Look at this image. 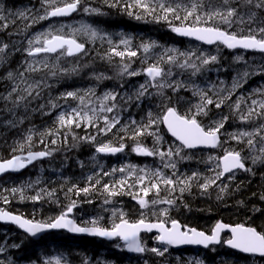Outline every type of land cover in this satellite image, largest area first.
Segmentation results:
<instances>
[{
  "label": "trees",
  "instance_id": "1",
  "mask_svg": "<svg viewBox=\"0 0 264 264\" xmlns=\"http://www.w3.org/2000/svg\"><path fill=\"white\" fill-rule=\"evenodd\" d=\"M124 2H129V0H124ZM85 3H93L100 7L104 11L103 14L105 16L84 20L91 23H97L101 20L103 22H100L99 25H102L105 30L114 29V24L120 23L128 15L123 7L110 8L109 3H106L105 0H82V4ZM22 9L13 8L14 13L7 18L8 29L3 30L1 28L3 34L0 36V45L7 44L8 48L7 50L5 49L4 53L0 54V57H2L0 59V96L6 95L12 87L13 82L6 79L7 74L9 72L17 74L23 72L25 70L23 60L26 61V59L31 60L33 58L24 53L29 46L28 42L31 38L29 36L40 30L51 31L50 28L54 23L53 19H37L35 23H32L33 18L40 16V10L38 14L28 11L26 13L27 19H22L18 15ZM26 9H29L28 5ZM80 9L81 6L71 18L76 17ZM118 9H120V12ZM128 17L130 16L128 15ZM63 20L66 19H61L60 21ZM66 25H68L67 22ZM232 30L235 31L236 26ZM53 33L67 35L63 31ZM134 33L124 36L104 33L111 38L113 45H119L122 38H131L135 46L134 50L138 51V55L130 60L126 58L122 61L120 57H113L112 62L106 58L102 59L109 51L107 39L101 40L97 38L90 40L89 37L76 35V39L85 44L86 52L69 58L67 55H63L66 61H71L69 65H66L68 62L64 59L61 60V62L65 63L62 68L69 70L67 74L60 73L59 77L50 75L49 72L53 69H42L36 73H25L29 82L35 80L46 81L48 87L42 89L40 97L32 99L27 104V107L24 105L16 107L14 112L6 110V108L12 107L11 103L0 99V160L10 158L13 154L12 149L18 147V143L24 142V137L29 134L34 138L31 144L32 151L46 150L52 153L48 158L42 159V161H34V164L32 163L29 168L19 174H8L9 176L6 175L1 178L0 208L19 214L27 219L46 222L49 218L59 215L69 203L75 201L76 205L73 208V215L77 223L83 226L92 225L89 220L85 219L84 215H81V212L83 211L87 215L94 213L96 206H92V204L97 205L108 199L107 194L103 191V185L112 184L111 181L114 183L127 176L126 173L119 171L114 173L113 168L120 169L121 167L134 165L138 170L155 171L159 169L166 176H172L173 173H176L181 178L190 176L193 172H198L201 175V179L193 181L191 190L183 193L182 197L178 192L173 193L170 197L165 189H162L159 197L154 193H150L147 197L150 201L153 199H176V203L172 206L167 204L152 205L149 203L146 208L141 209L138 202L131 195L122 194L110 198L114 202H121V212L125 214L128 220L135 221L140 219L141 213H143L149 221H156L161 218L159 217L160 209L168 208L169 219H175L182 226L196 228L206 233H209L218 221L227 224L251 226L258 232L264 233V200L261 199V196L264 195V163L253 165L251 162L253 155H261L259 148L262 145L259 142V138H257L255 148L250 150L246 146V142L238 143L229 138L230 133L242 129L250 131L257 126L256 124L241 122L238 116H233L232 106L237 98L241 96L246 98V104H250L251 99H264V72L260 71V68H264V54L230 51L220 44L207 47L193 41L184 40L177 37L166 22H155L150 17L142 20L136 19V35ZM142 42H155L156 47L150 53L145 54L142 49H139V45ZM193 47H197V54L200 51L217 55L218 61L209 65L196 76L191 75V70H182L171 66L173 75L169 78V82L177 80L186 84L194 83L208 90V94L213 99H217L215 92H220L224 96L228 95L227 90L231 89L233 78L238 73L248 70L253 72V74L241 80V87L233 92L230 99L220 109L210 106L207 116L201 115L198 117V120L204 126H208L207 121L209 120H217L222 116L230 117L221 130L220 146L211 151H185L182 149V155L190 157V159H181L178 156H174L172 157V162L176 163V169L165 168L164 163L167 162V157L162 161L159 156L138 155L132 151L135 141L129 138L132 135L131 129L134 127L131 122L134 120L137 124H147L149 113L152 114V118L162 117L166 107H175L181 115L187 114L189 112L188 106L193 107L199 102L198 96L193 95L191 88H182L177 92L165 89L163 96L156 95V89L149 88L145 96L137 99L136 92L139 86L147 80L146 76L139 74L136 75V81L135 78H124L125 80L122 82L121 78L125 77V75L121 76L120 74L117 75V73L120 72V65L123 62L130 63V65L133 63L136 64V68L144 69L148 65L147 63H154L168 48H175L180 52H188L192 51ZM120 50H123L122 45ZM44 56L51 57L53 55L42 54L34 56V58H43ZM237 56H241L243 59L237 61L235 59ZM48 64L51 66L53 63L50 62ZM74 67L77 71L72 72L71 69ZM163 67L167 70L170 66L165 64ZM100 74L109 78L96 79V76ZM16 79L19 82L18 75ZM221 81L224 82L223 85H221ZM130 84H133V90L130 89ZM120 85H123V87L121 88ZM222 86H225L224 91ZM89 89L95 91L96 95H94V98L98 97L101 92L105 93L106 91L117 90L125 94L124 97H117V100L114 101L118 107L116 112L121 113L119 114L122 118L120 123L123 126L117 125L107 135L99 134L95 128L91 127L73 128L68 133L66 142L63 135L42 137V133H46L56 127L55 121L61 111H70L80 103L79 100L71 98L67 101L57 100V98L68 91H79L82 95ZM257 89L262 91L256 92L255 90ZM90 98L92 101V97H86L85 102H88ZM169 99L171 103L167 102ZM49 100L56 101L60 104V107L51 108ZM41 104L45 105L43 109H40ZM191 110H194V108ZM108 114L112 115L113 113ZM108 114L102 113L101 115L108 116ZM21 120H23V123H20ZM8 121L14 122L15 126L9 124ZM99 123L101 125L103 121L100 120ZM125 126H128L127 130ZM29 129L32 130L31 133ZM61 131L63 133L66 130ZM150 131L157 133L161 137V141L157 145L155 136L146 135L140 138L141 142L148 148L159 147L161 150L167 151L170 147L174 150L180 146L167 135L162 123L154 125ZM73 135L76 137L94 136L95 141L73 139ZM121 137H124L122 141ZM53 138L58 141L55 145L51 144V139ZM42 139L44 143H41ZM102 142H113L116 146L123 142L126 147L113 157L100 156L96 154L95 148L96 144ZM225 149H235L237 151L243 149L242 155L248 157L245 161L246 167L251 168L252 171L240 170L232 174V179H228V176L221 178V181L217 183L220 186L228 185L227 191L223 194H220L219 187L215 185L207 192H202L198 186L199 183H203V178L213 176L214 173L211 169L216 167V161H209L208 156L220 157L224 154ZM15 154H27V151L23 153L16 152ZM66 157L68 158L66 159ZM104 172L110 173V175H102ZM136 175H144V173L137 171ZM90 176L93 177L91 183L95 184L96 180L100 181L94 191H90L87 194L81 193L80 195H77L75 191L68 192V189L72 188L73 185L79 188L88 186L90 183L88 178ZM127 178L129 184H135V176ZM28 185L32 186L28 187ZM13 188H23L25 199L22 200L19 193H13L11 191ZM53 189H55V192L52 197L45 195L38 201H33L29 198L35 196L41 190L51 191ZM128 191L135 193L139 191V186L130 188ZM218 196H220L219 199L217 198ZM5 197L8 200L7 204L4 203ZM107 214L104 211L106 216L98 218V226L110 228L114 221L119 222V212L111 217H108ZM13 245L18 247H13ZM0 247L4 248V251L0 252L2 257L0 261H3L4 264H56L57 259L60 260V264H197V262H201V264H264V258L242 255L228 249L223 243L219 246L195 252L194 255H192L190 249H187V251L186 249L184 251L168 249L164 254L166 258L164 255L163 258V256L160 257L147 252L136 256L127 254L123 246L120 244L116 245V242L109 243L96 238L75 237L64 232L50 233L39 241H32L18 229L1 224ZM209 254L210 257L208 256ZM156 258L159 261L155 260Z\"/></svg>",
  "mask_w": 264,
  "mask_h": 264
},
{
  "label": "snow or ice",
  "instance_id": "2",
  "mask_svg": "<svg viewBox=\"0 0 264 264\" xmlns=\"http://www.w3.org/2000/svg\"><path fill=\"white\" fill-rule=\"evenodd\" d=\"M109 3L110 7H123L124 11L129 16H134L138 20L146 19L150 17L155 22H166L171 30L181 36L193 37L198 41H202L208 45L221 44L227 49H245V50H258L264 52V0H105ZM82 0H43L42 8L44 9V15H40L32 19V23H35L37 19L45 20L49 17H62L78 10L81 6ZM131 9V10H129ZM85 13H99V9L84 7ZM3 7H0V20L7 19L3 13ZM22 19H27L24 12L18 13ZM5 24L3 27H7ZM236 26V30L233 31V27ZM83 32L89 37L90 40L97 38L103 40L107 39L109 43V51L102 59L112 60L113 57H120L122 61L126 58L130 60L138 55V51L134 50L132 39L129 37L122 38L119 45H113L111 38L107 34H101L97 29L92 28L89 25H82L79 29H73L72 34H54L53 32L39 33L35 37L36 43L40 46H33V40H29L28 48L25 50L29 57H34L40 53H58L59 55L73 56L76 54H84L86 52L85 44L80 43L76 39V35ZM123 46V50H120V46ZM156 47L155 42H142L139 45V49L145 54ZM8 48L7 44L0 45V54L5 52ZM166 57V59H165ZM2 59V57H0ZM237 61L243 59L241 56L235 58ZM218 61L217 55H211L208 53L200 52L197 54L195 51L180 52L178 49H166L164 54L161 55L154 63H150L142 71L148 77V80L144 84L139 86L136 92V97L145 96L148 93L149 88L156 89V95L163 96L165 89H171L173 92H177L182 88H191L193 95L198 96L199 102L193 105L195 111L191 109L187 114L181 115L175 107H166L162 113V117L152 118V114L149 113V119L147 124H137L136 121H132L134 126L131 131L132 135L129 137L135 141V146L132 151L138 155L145 156H159L163 161L165 157L168 158L164 163L165 168L176 169V163L172 162V157L178 156L181 159H190L182 155V149H193L196 147L204 146L216 148L220 146V133L224 128L225 122L230 119L229 116H222L219 120L213 121L208 126H204L198 120V117L203 115L207 116L210 111V106H214L216 109H220L230 99L233 92L241 87V80L252 75L253 72L245 70L242 73H238L233 78V84L228 95H221L220 92H215L217 99H213L208 94V90L201 88L196 84H186L183 81L172 80L169 82V78L172 77V67L175 66L182 70H191V75L196 76L205 70L209 65ZM27 67L23 72L14 73L9 72L6 79L12 81V87L6 95L0 96V99L5 102L11 103V108H6L9 112H14L16 107L31 102L32 99H36L41 96L42 89L48 87L45 80H35L29 82L25 73H36L42 69L50 70L49 74L55 76L57 71L56 65H49L47 61H31L26 62ZM169 65L170 67L165 70L163 65ZM42 66V67H41ZM130 63L123 62L120 65L121 76H136L140 73L130 70ZM61 74H67L68 69H58ZM72 72L77 71L76 68L71 69ZM261 72H264V68H260ZM17 75L19 76V82H17ZM103 74L96 76V79H107ZM221 81V85H223ZM24 85L23 87H21ZM224 90V89H222ZM261 92V89L255 90ZM23 93V94H21ZM95 95L93 89L85 91L82 95L79 91H68L61 94L57 100L67 101L69 98L73 100H79V105L76 108H72L70 111H61L55 121L56 127L49 130L46 133H42L41 136L57 137L64 136L66 142L68 133L73 128L80 127H92L95 128L97 133L107 135L111 133L120 121L118 117H112L111 119L107 115H101L102 113H111L117 107L115 103L108 106V101H115L117 94L114 92H105L102 97H98L100 107L97 108L89 99L88 103H85L86 97ZM131 99V97H129ZM171 103L169 99L167 101ZM51 108H59L60 104L56 101L49 100ZM89 105H92L89 107ZM45 105L41 104L40 109H43ZM232 115L238 116L241 122L248 124H256L257 126L252 130H239L229 134L231 140H235L238 143L246 142V146L251 150L255 148L257 138L261 143L259 152L261 155H253L251 162L253 165L257 163H264V99H251L250 104H246V98L238 97L235 104L232 106ZM100 120L103 121V126H100ZM9 124L15 126L12 121H8ZM23 123V120L20 121ZM159 123L164 124L173 137L180 141L179 147L174 150L170 147L167 151L161 150L159 147L148 148L145 146L141 139L142 137L155 136L156 144L161 141V137L150 131L154 125ZM128 126H125L127 130ZM61 130H66L62 133ZM31 133L32 130L29 129ZM73 139H86L89 141H95L94 136L76 137L73 135ZM121 141L124 137L120 138ZM33 136L31 134L24 137V142L18 143V147L12 149L13 154L10 158L0 160V173L7 171H16L24 168L26 165L31 164L33 161L50 156L51 151H32ZM57 139H51V144L55 145ZM41 143H44L43 139ZM125 149V144L120 142L116 146L113 142L97 144L95 151L97 153L115 154L122 152ZM27 151V155H17L16 152L23 153ZM243 149L237 151L235 149H225L224 154L220 157H209V161H216L213 176L203 178V183H199V188L202 192H207L212 186L219 187L220 194L227 191L228 185L224 184L220 186L217 182L221 181V178L228 175V179H232V174L235 170L242 169L245 171H252L251 168L246 167L245 161L248 157L242 155ZM119 171L126 173V177H122L120 180L115 181L112 184H104L103 191L107 194L108 199L105 203H108L110 198L119 196L122 194L131 195L136 200L141 209L146 208L149 203L167 204L172 206L176 203V199H153L149 200L147 197L150 193H154L159 197L162 189L167 190L169 196L178 192L182 197L183 193L190 191L193 186V181H199L201 175L198 172H193L190 176L181 178L176 173L172 176H166L161 170L155 171L137 169L136 166L130 165L121 167L120 169H113V172ZM137 171L144 173V175L137 176ZM150 173V174H149ZM102 175H110V173L104 172ZM135 176V184H129L127 177ZM89 184L84 188H79L73 185L68 189V192H73L77 195L81 193L87 194L90 191H94L96 186L100 183L96 180L95 184L91 183L93 177H89ZM32 185H28L31 187ZM139 186V191L133 193L128 191L130 188ZM13 193H19L21 199H25L23 188L11 189ZM55 189L51 191L41 190L37 192L35 196L29 197L33 201L41 200L45 195L52 197ZM142 193V195H141ZM218 199L220 196L217 197ZM264 200V195L261 196ZM4 203L7 204L8 200L5 197ZM76 202L69 203L65 210L60 212L59 215L54 218H49L46 222L36 221L33 219H27L20 215H13L7 211L0 209V221H8L18 225L26 233L35 236L47 229H67L73 233H89L91 235L108 238H119L124 241L128 250L143 253L147 251L146 247L140 240V233L142 231L151 232L157 230L158 235L154 239L161 244L165 245H181V244H198L208 247L212 244L224 243L232 249L239 250L243 253L259 254L264 257V233L258 232L255 228L245 227L244 225H236L230 227L228 225L217 222L211 229V233H205L198 231L195 228H189L187 226H181L175 219L168 218V208H161L159 211V219L156 221H149L143 213L141 218L135 221H130L126 218L123 212L119 213V222H113L110 228L100 227L96 220L91 221L92 226H79L74 220L69 218V214L72 213ZM115 215V212L113 213ZM170 224V226H169ZM231 231V237L227 240L221 239V231L229 228ZM13 247H18L13 245ZM4 248L0 247V252H3ZM151 252L158 256H163L168 249L164 248L162 251L156 247L150 249ZM0 264H4L0 261ZM56 264H60V260H56ZM201 264V262H197Z\"/></svg>",
  "mask_w": 264,
  "mask_h": 264
},
{
  "label": "flooded vegetation",
  "instance_id": "3",
  "mask_svg": "<svg viewBox=\"0 0 264 264\" xmlns=\"http://www.w3.org/2000/svg\"><path fill=\"white\" fill-rule=\"evenodd\" d=\"M42 2H43V0H35V1H33V0H0V7H3L4 11H3L2 14L4 16H6L7 18L10 17V16H12V13H14L13 12V8H18V9L19 8H23L20 11L21 12H24L25 14L28 11H30L31 13H37L38 14V11L40 10V14L39 15H44V9L42 8ZM27 5H28L29 9H26L27 8ZM84 7H91V8L99 9V15L100 16L97 13H94V14L93 13L92 14L91 13H85L84 10H83ZM103 12L104 11L100 7L96 6L95 4H93V3H85V4H82L81 5V9L78 12V15L76 17L74 16V18H71V16L73 17V15L76 13L75 12V13H73L69 17V18H71L69 20H67L68 18L66 20H63V21H60L61 19H53V20H54V24L59 27V29H60L59 32L63 31L65 34H68V35L69 34H72V30L73 29H79L84 24H87V25L91 26L92 28L97 29L101 33H112V34L126 35V34L133 33L132 32L133 29H134V32L136 33V29H135L136 28V18L134 16L126 17V19H123L122 21H120V23H115L114 24V29H106V30H105V28L102 25H99L100 22H103L101 20H99L97 23H91L89 21L84 20V19H87V18H96V17H102V16L104 17L105 15L103 14ZM130 21L132 23H129ZM66 22L68 23V25H71V26H67L66 25ZM121 23H122L123 27H122ZM5 24H7V19L0 20V25H1L0 26V29L3 28V30H6L7 27H6V29H5V27H2ZM62 24H65L66 26L65 27H62ZM81 33H83V32H81ZM25 54L27 55V52L26 51H25ZM59 56H61V55H59L58 53H56L55 55H53L51 57L50 56H44V57H49V58L56 59L57 61H54V63L56 64L57 68L60 69L61 67H60V63H59V59H58ZM31 59L34 60V59H37V58H34L33 57ZM56 71H57L56 76L59 77L60 72H59L58 69ZM124 78L125 77H122L121 78V81L122 82H123V79ZM120 87L122 88L123 85H120ZM112 92L116 93L117 94V97H121V96L123 97V92H121V91L115 90V91H112ZM191 252H192V254L194 253L193 250Z\"/></svg>",
  "mask_w": 264,
  "mask_h": 264
},
{
  "label": "rangeland",
  "instance_id": "4",
  "mask_svg": "<svg viewBox=\"0 0 264 264\" xmlns=\"http://www.w3.org/2000/svg\"><path fill=\"white\" fill-rule=\"evenodd\" d=\"M84 25H87V24H84ZM66 25L65 24H62V27H65ZM67 26H71V25H67ZM52 28V29H51ZM51 28H50V30L51 31H53V32H59V27L57 26V25H55L54 23L52 24V26H51ZM44 32H49L48 30H40L39 32L37 31V32H35V33H33L32 34V37L30 38V40H33V46H40L38 43H36V41H35V37L39 34V33H44ZM101 33V32H100ZM102 35L104 34V33H101ZM77 35H79V36H86V37H88L87 35H85L84 33H79V34H77ZM122 36V35H121ZM124 36V35H123ZM192 51H195L196 53H197V47H193L192 49H191ZM199 53H200V51H199ZM58 59H59V63H60V66H62V67H64L65 66V63H61V60H65V57L62 55V56H59L58 57ZM35 61H47V63H53L52 65H56L55 63H54V61H57L56 59H54V58H49V57H43V58H37V59H34ZM31 61H33V59H31V60H23V64H24V68H26L27 67V63L26 62H31ZM66 61V60H65ZM66 62H71V61H66ZM69 63H66V65H68ZM148 65H149V63H147ZM64 65V66H63ZM147 65V66H148ZM146 66V67H147ZM61 67V68H62ZM130 70L131 71H134V72H138V73H140V75L142 74V75H145L144 73H143V69H139V68H136V64H131V68H130ZM146 76V75H145ZM125 78H135V81H136V76H127V75H125ZM146 79L148 80V78L146 77ZM130 89L131 90H133L134 89V87H133V84H130ZM135 89H136V86H135ZM222 89H225V86H222ZM224 91V90H223ZM106 92H109V91H106ZM112 92V91H111ZM104 95V93L103 92H101L100 94H99V96L98 97H102ZM125 96V94H123V97ZM98 97L96 96L95 98H94V96L92 97V104H94L97 108H99L100 107V102H99V100H98ZM122 97V96H121ZM117 100V99H116ZM112 103H115L114 101H108L107 102V104H108V106H111V104ZM92 105H89V107H91ZM77 107V106H76ZM76 107H74V108H76ZM190 108L191 109H193V107L191 106H188V111L190 110ZM118 110V107H116L114 110H113V114L112 115H109L108 113H106V114H108V117L111 119L112 117H118L119 118V121L121 122L122 121V118L120 117V115L119 114H121V113H117L116 111ZM193 112L195 111V109L194 110H192ZM217 120H219V119H217ZM213 121H216V120H209V121H207V124L209 125V124H211ZM119 125H120V127H122L123 125L121 124V123H119ZM100 126H103V124H101ZM102 143H107V142H102ZM98 144H100V143H98ZM96 146H97V144H96ZM98 154V153H97ZM210 156H212L213 157V155H210ZM210 156H208V159H209V157ZM120 201H116V202H114L113 200H109V202L108 203H105V200L104 201H102L100 204H97V205H94V204H92V206H96L95 208H94V213H92L91 215L90 214H88L87 215V213H85V212H81V215H84L85 216V219H87V220H89L90 222L91 221H93V220H98V218L99 217H105L106 215H104V211L105 212H107L108 214H107V216L108 217H111V216H114V212H115V214L116 213H120L121 211H122V209H121V205H120ZM73 218H75L74 217V215H73ZM154 237L155 236H149L148 237V240H149V242H145V247H146V249H148L146 252L148 253V254H155V253H153V252H151L150 251V249L151 248H153V247H156V248H158V249H160L161 251L164 249V248H166V247H164V246H162L161 247V245L160 246H158L157 245V242H156V240L154 239ZM119 243V242H118ZM117 242H116V245H121L122 246V244L121 243H119L118 244ZM1 255V254H0ZM155 255H157V254H155ZM158 256V255H157ZM1 256H0V260H1Z\"/></svg>",
  "mask_w": 264,
  "mask_h": 264
},
{
  "label": "water",
  "instance_id": "5",
  "mask_svg": "<svg viewBox=\"0 0 264 264\" xmlns=\"http://www.w3.org/2000/svg\"><path fill=\"white\" fill-rule=\"evenodd\" d=\"M70 15V14H69ZM68 15V16H69ZM68 16H62V17H68ZM50 18H61V17H50ZM175 33V32H174ZM175 35L177 36V37H179V38H182V39H188V40H192V41H196V42H199V43H201V44H203V45H206V46H213V45H215V44H212V45H208V44H206V43H204V42H202V41H198V40H196L195 38H193V37H186V36H181V35H179V34H177V33H175ZM230 50H242V51H247V52H258V53H264V52H260V51H258V50H245V49H240V48H237V49H230ZM40 54H54V53H40ZM77 55V54H76ZM74 56V55H73ZM162 126H163V128L165 129V131L167 132V134H168V136L170 137V138H172V139H174L175 141H177L178 143H180V141H178L175 137H173L172 135H171V133L168 131V129H167V127L164 125V124H162ZM193 149H214V148H211V147H204V146H200V147H196V148H193ZM101 155H111V154H105V153H100ZM22 155H27V154H22ZM45 157H43V158H39V159H37V160H41V159H44ZM36 161V160H35ZM31 164H28V165H26L24 168H22V169H19V170H16V171H7V172H5V173H0V179L1 178H3L4 176H6V175H8V174H19V173H21L22 171H24L25 169H27L29 166H30ZM226 175V174H225ZM4 211H7V212H9V213H11V214H13V215H19V214H16V213H12V212H10V211H8V210H4ZM70 215H71V213L69 214V218L70 219H72L71 217H70ZM21 216V215H20ZM72 220H74V219H72ZM220 223H222V224H225V225H228V226H230V227H233V226H236V225H232V224H226V223H223V222H221V221H219ZM0 224H2V225H8V226H14V227H16V228H18L22 233H24V234H27L28 236H30L32 239H34V240H38V239H40L44 234H46V233H50V232H59V231H65V232H67L68 234H70V235H74V236H87V237H98V238H100V239H103V240H105V241H107V242H112V241H114V240H116V239H119V238H108V237H99V236H95V235H91V234H89V233H73V232H70V231H68L67 229H47V230H44V231H42V232H40V233H37L35 236H32V235H30V234H28V233H26L23 229H21L18 225H16V224H14V223H11V222H8V221H0ZM180 224V223H179ZM181 225V224H180ZM216 225V224H215ZM214 225V226H215ZM169 226H170V224H169ZM182 226V225H181ZM213 226V227H214ZM230 227L229 228H226V229H224V230H222L221 231V235L223 234V233H226V234H229V238L231 237V231H230ZM245 227H247V226H245ZM196 229V228H195ZM198 230V229H197ZM198 231H201V230H198ZM152 234V233H157L158 234V232H157V230H152L151 232H147V231H142L141 233H140V240H141V235L142 234ZM206 233V232H205ZM228 238V239H229ZM120 240V239H119ZM120 242L124 245V249H125V251L128 253V254H140V253H137V252H133V251H130V250H128V248L125 246V244H124V241H122V240H120ZM141 242H142V240H141ZM160 243V242H159ZM212 245H218V244H212ZM227 248H229V249H231V250H233V251H236V252H238V253H241V254H243V255H253V256H255V257H260V258H262V256H260L259 254H252V253H243V252H241V251H239V250H236V249H232L231 247H229L228 245H226V244H224ZM169 247H171L172 249H175V250H179V249H184V248H197V249H205V248H207V247H204L203 245H198V244H181V245H168ZM209 246H211V245H209ZM208 246V247H209Z\"/></svg>",
  "mask_w": 264,
  "mask_h": 264
},
{
  "label": "bare ground",
  "instance_id": "6",
  "mask_svg": "<svg viewBox=\"0 0 264 264\" xmlns=\"http://www.w3.org/2000/svg\"><path fill=\"white\" fill-rule=\"evenodd\" d=\"M98 1V0H97ZM93 2V1H92ZM110 7V6H109ZM109 7H107V8H109ZM110 8H113V7H110ZM104 10H105V8H104ZM111 10V9H110ZM113 10V9H112ZM119 10V12H120V9H118ZM115 12V11H114ZM122 12V11H121ZM92 14V13H91ZM90 14V15H91ZM94 14V13H93ZM98 15H99V13H97ZM102 14V13H101ZM118 15H120V14H118ZM92 16V15H91ZM100 16V15H99ZM126 16V15H125ZM103 17V16H102ZM127 17H128V15H127ZM124 19V18H123ZM135 19V18H134ZM120 20V19H119ZM18 21V20H17ZM134 22V21H133ZM119 23V22H118ZM129 23H132L131 21L129 22ZM25 24H26V22H25ZM127 24V23H126ZM27 25V24H26ZM121 25H122V23H121ZM128 25V24H127ZM135 25V24H134ZM1 26V25H0ZM130 26V25H129ZM3 27V26H2ZM122 27H123V25H122ZM126 27V26H125ZM19 28H20V26H19ZM28 28V27H27ZM131 28V27H130ZM6 29V28H5ZM8 29V28H7ZM127 29V28H126ZM136 29V28H135ZM21 30V29H20ZM119 30V29H118ZM125 30V29H124ZM25 31V30H24ZM117 31V30H116ZM120 31V30H119ZM3 31H2V29L0 30V36L3 34L2 33ZM29 32V31H28ZM133 33H134V29H133V31H132ZM26 33V32H25ZM24 33V34H25ZM5 34V33H4ZM13 34V33H12ZM135 35H136V33H134ZM8 35V34H7ZM26 36V35H25ZM163 36V35H162ZM29 37H32V36H29ZM157 37V36H156ZM7 38V37H6ZM14 38H15V36H14ZM18 38V37H17ZM23 38V37H22ZM10 39H11V37H10ZM21 39V38H20ZM26 39V38H25ZM29 39V38H28ZM169 39V38H168ZM8 41V40H7ZM166 41V40H165ZM162 42V41H161ZM18 43V42H17ZM167 43V42H166ZM156 44V43H155ZM14 45V44H13ZM20 47V46H19ZM105 47V46H104ZM158 47V46H157ZM170 48V47H169ZM168 48V49H169ZM7 50V49H6ZM24 51V50H23ZM19 52H21V51H19ZM25 53V52H24ZM21 55V54H20ZM24 55V54H23ZM22 55V56H23ZM88 55V54H87ZM92 55V54H91ZM17 56H19V55H17ZM112 62V61H111ZM118 62V61H117ZM62 63V62H61ZM69 63V62H68ZM91 63V62H90ZM133 64V63H132ZM69 65V64H68ZM88 66V65H87ZM60 67H62V66H60ZM71 67V66H70ZM75 68V67H74ZM57 69H59V68H57ZM56 69V70H57ZM119 73H117V75H118ZM115 75V74H114ZM93 76V75H92ZM91 78V77H90ZM92 79V78H91ZM90 79V80H91ZM114 79H115V77H114ZM117 80H118V78H117ZM123 80H125V79H123ZM85 81V80H84ZM110 81V80H109ZM112 82V81H111ZM110 83V82H109ZM86 84V83H85ZM107 86H108V84H107ZM125 86H126V84H125ZM106 87V86H105ZM104 87V88H105ZM115 87V86H114ZM107 88H110V87H107ZM246 89V88H245ZM226 94V93H225ZM96 95V94H95ZM91 97H93V96H91ZM90 100H91V98H90ZM87 102V101H86ZM85 102V103H86ZM75 103H76V101H75ZM78 103V102H77ZM88 103V102H87ZM78 106V105H77ZM14 123V122H13ZM92 128V127H91ZM11 135V134H10ZM102 136V135H101ZM107 137V136H106ZM34 139V138H33ZM126 147V146H125ZM36 151V150H35ZM43 151V150H42ZM46 151V150H45ZM69 152H71V151H69ZM68 152V153H69ZM97 154V153H96ZM114 156V155H113ZM113 156H111V157H113ZM108 157V156H107ZM47 158H48V156H47ZM68 157H66V159H67ZM64 159H65V156H64ZM112 159V158H111ZM116 159V158H115ZM37 161H40V160H37ZM42 161V160H41ZM87 161V160H86ZM107 162V161H106ZM108 163V162H107ZM33 164H34V162H33ZM119 164V163H118ZM32 165V164H31ZM108 165V164H107ZM29 168V167H28ZM36 168V167H35ZM86 168V167H85ZM111 169V168H110ZM114 169V168H113ZM115 169H116V167H115ZM77 171V170H76ZM85 171V170H84ZM110 171V170H109ZM79 172V171H78ZM114 173H116V172H114ZM80 174V173H79ZM111 174H112V172H111ZM77 175V174H76ZM9 176V175H8ZM7 176V177H8ZM17 176V175H16ZM79 176V175H78ZM82 176V175H81ZM109 176V175H108ZM107 178V177H106ZM111 179H112V177H111ZM1 180V179H0ZM112 183H113V181H111ZM77 184V183H76ZM81 185V184H80ZM103 199V198H102ZM78 205V204H77ZM125 208V207H124ZM135 210V209H134ZM51 211V210H50ZM134 212V211H133ZM133 217V216H132ZM108 221H109V219H107ZM208 222V221H207ZM205 224V223H204ZM149 241V240H148ZM184 251V250H183ZM182 251V252H183ZM186 251H187V249H186ZM192 251V250H191ZM194 251V250H193ZM188 252H189V250H188ZM174 253H177V252H174ZM181 253V252H180ZM188 254V253H187ZM211 255H212V253H211ZM165 256V258H166V255H164ZM164 256H163V258H164ZM182 256V255H181ZM209 257H210V254L208 255ZM161 257V256H160ZM159 257V258H160ZM212 257V256H211ZM158 258V257H157ZM155 259V260H158V259ZM250 258V257H249ZM238 259V258H237ZM150 260H151V258H150ZM161 260H162V258H161ZM159 261V260H158ZM152 262V261H151ZM162 262V261H161ZM211 262V261H210ZM159 264V263H158ZM166 264V263H165Z\"/></svg>",
  "mask_w": 264,
  "mask_h": 264
}]
</instances>
